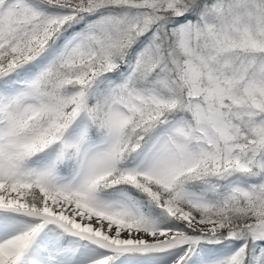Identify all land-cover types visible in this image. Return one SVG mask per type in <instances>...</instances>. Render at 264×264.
I'll return each instance as SVG.
<instances>
[{
    "label": "snow or ice",
    "instance_id": "snow-or-ice-1",
    "mask_svg": "<svg viewBox=\"0 0 264 264\" xmlns=\"http://www.w3.org/2000/svg\"><path fill=\"white\" fill-rule=\"evenodd\" d=\"M0 264H264V0H0Z\"/></svg>",
    "mask_w": 264,
    "mask_h": 264
}]
</instances>
